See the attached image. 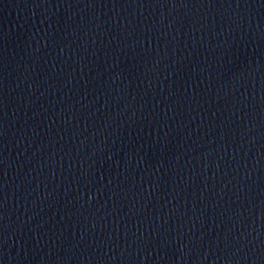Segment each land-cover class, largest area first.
Here are the masks:
<instances>
[{
	"label": "water",
	"instance_id": "95a60500",
	"mask_svg": "<svg viewBox=\"0 0 264 264\" xmlns=\"http://www.w3.org/2000/svg\"><path fill=\"white\" fill-rule=\"evenodd\" d=\"M0 264H264V0H0Z\"/></svg>",
	"mask_w": 264,
	"mask_h": 264
}]
</instances>
